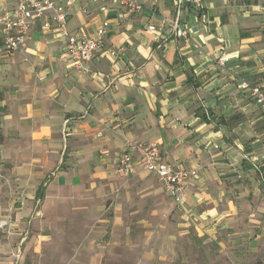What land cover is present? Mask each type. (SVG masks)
Returning <instances> with one entry per match:
<instances>
[{"label":"crops","instance_id":"crops-1","mask_svg":"<svg viewBox=\"0 0 264 264\" xmlns=\"http://www.w3.org/2000/svg\"><path fill=\"white\" fill-rule=\"evenodd\" d=\"M18 1L0 0V15ZM137 1L135 13L108 0L69 9L71 34L109 23L84 68L58 24L45 27L52 11L14 54L0 24V221L8 223L0 257L45 240L50 210L83 205L112 208L120 226L160 223L163 214L199 237L264 250V108L240 87L246 80L264 89V0L181 9L175 0ZM129 143H157L163 162L197 171L180 204L143 169L140 151L132 176L115 174Z\"/></svg>","mask_w":264,"mask_h":264},{"label":"rangeland","instance_id":"rangeland-1","mask_svg":"<svg viewBox=\"0 0 264 264\" xmlns=\"http://www.w3.org/2000/svg\"><path fill=\"white\" fill-rule=\"evenodd\" d=\"M86 208L50 210L47 238L30 249L24 242L19 256H1L0 264H264V250L199 237L163 214L160 223L127 227L114 223L112 208Z\"/></svg>","mask_w":264,"mask_h":264},{"label":"built area","instance_id":"built-area-1","mask_svg":"<svg viewBox=\"0 0 264 264\" xmlns=\"http://www.w3.org/2000/svg\"><path fill=\"white\" fill-rule=\"evenodd\" d=\"M77 0H65L58 4L56 0H19L16 7L6 10L0 15V24L4 38V49L9 54H14L22 50L30 37L32 26L37 20L42 19L47 12L52 11L51 19L46 20L45 27H50L52 22L58 24L62 33L67 37L66 50L72 62L79 68H84L89 63L97 50L104 43L109 30L108 21H103L96 34L88 35L81 33L74 35L69 33L66 23L69 9ZM96 1V0H90ZM126 8L127 13H135L142 10L143 6L137 0H108ZM207 0H175L179 9L187 4H202ZM149 30H156L154 25H149ZM176 35L190 41L183 28H176ZM198 48L197 44L191 43ZM117 50L111 51L116 56ZM221 64L225 63L224 55L219 58ZM240 87L249 92L254 101L264 108V89L258 85H252L246 80H242ZM141 152L140 163L143 169L155 173L161 181L165 191L170 194L178 204L182 202L185 192V182L197 174L194 169L177 168L161 159L160 146L157 143L148 145L139 143H129L122 153L116 168L115 174L118 177H130L136 172L135 153ZM7 221H0V228H7Z\"/></svg>","mask_w":264,"mask_h":264}]
</instances>
